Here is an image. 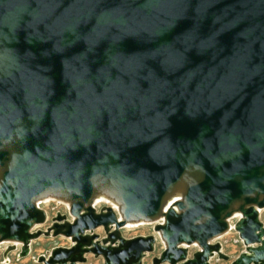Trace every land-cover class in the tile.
I'll list each match as a JSON object with an SVG mask.
<instances>
[{"label": "water", "instance_id": "obj_1", "mask_svg": "<svg viewBox=\"0 0 264 264\" xmlns=\"http://www.w3.org/2000/svg\"><path fill=\"white\" fill-rule=\"evenodd\" d=\"M96 184L121 210L90 204ZM48 191L69 198L68 213L33 231ZM263 208L264 0H0L4 256L13 241L23 257L33 239L62 235L70 246L39 262L142 264L156 236L121 228L162 212L153 264L228 259L211 240L235 216L245 250L232 264H264Z\"/></svg>", "mask_w": 264, "mask_h": 264}, {"label": "rangeland", "instance_id": "obj_2", "mask_svg": "<svg viewBox=\"0 0 264 264\" xmlns=\"http://www.w3.org/2000/svg\"><path fill=\"white\" fill-rule=\"evenodd\" d=\"M108 203H100L96 205V209L99 211ZM47 213V221L45 224H41L35 227L33 231L46 230L52 223L53 219L58 213L67 214V207L63 203H56L54 201L44 202L41 205ZM238 220V216L231 218L232 229L227 233L217 236L211 240L212 244H220L222 247V253L228 256V259L220 258L216 255L211 259V264H232L234 260L245 250L244 244L241 241L238 232L235 230L234 225ZM260 220L264 224V208L260 213ZM159 222L146 223L140 226L127 227L126 225L121 228L122 236L125 238H134L138 236L155 235L157 238L155 250L145 255L142 260V264H153V259L159 257L163 251L165 244L160 236L154 231V226ZM100 237L105 235L103 228H98L95 231ZM12 244L11 241H6L0 244V264H44L38 261V258L42 255L48 257L50 251L57 246L68 247L71 242L64 236H40L32 240L30 244V253L26 256H20L21 244L17 243V249L9 252L6 256L7 247ZM188 257L191 258L200 247L198 244L187 245ZM86 262L84 264H103L104 259L102 256H95L93 253L85 255Z\"/></svg>", "mask_w": 264, "mask_h": 264}, {"label": "bare ground", "instance_id": "obj_3", "mask_svg": "<svg viewBox=\"0 0 264 264\" xmlns=\"http://www.w3.org/2000/svg\"><path fill=\"white\" fill-rule=\"evenodd\" d=\"M187 183H188L187 180L183 179L168 192V194L164 198V201L162 204V212L167 211V209L169 207H172L175 200L182 198V196L185 192V188L187 186ZM48 201H51V202L54 201L56 203H63V204H65L66 207L70 205L69 198L61 192H51V191L44 192L34 199V203L40 208L44 202H48ZM102 202L108 203V205L113 206L115 208L117 207L119 210H121V203H120L119 199L114 197L105 186L96 184L94 194L92 196L90 204H92L93 206L96 207V205H98ZM235 207H237V205ZM174 208L176 210H178L176 206ZM258 211H259V213H261V209H258ZM162 212H160L159 215H157L156 217H153V218H148V219L142 218V217L132 218V219L128 220V223L126 226L131 228L134 226L137 227L140 225H144L146 223L161 222V220L163 219V213ZM229 223H230V226L232 228L231 218L229 219ZM36 226H38V225L37 224L33 225L32 230H34ZM229 231H227V233ZM13 243L15 245H17L18 242L13 241ZM245 252L251 254V251H249V250H246ZM215 256H216V253H212L210 255V261Z\"/></svg>", "mask_w": 264, "mask_h": 264}]
</instances>
